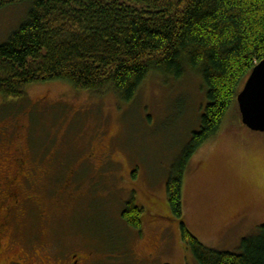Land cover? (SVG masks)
<instances>
[{"label": "rangeland", "instance_id": "obj_1", "mask_svg": "<svg viewBox=\"0 0 264 264\" xmlns=\"http://www.w3.org/2000/svg\"><path fill=\"white\" fill-rule=\"evenodd\" d=\"M30 7L23 1L0 10V45ZM206 105L202 77L192 72L179 80L151 74L129 104L110 91L59 82L31 86L21 100L0 97V126L10 127L0 160L10 156L3 163L10 169L16 150L26 155L32 186L25 193L38 205L25 213L37 214L36 206L45 215L36 226L30 215L13 221L1 258L20 252L19 241L33 233L45 253L55 233L64 256L78 252L86 264H197L170 213L166 184L200 131ZM238 115L232 108L216 139L187 159L181 197L185 228L205 247L233 254L264 225V133L247 129ZM130 201L143 209L140 231L121 219ZM245 208L250 215L227 230Z\"/></svg>", "mask_w": 264, "mask_h": 264}, {"label": "trees", "instance_id": "obj_2", "mask_svg": "<svg viewBox=\"0 0 264 264\" xmlns=\"http://www.w3.org/2000/svg\"><path fill=\"white\" fill-rule=\"evenodd\" d=\"M23 1L27 20L0 45V97L21 100L31 86L59 82L129 104L151 74H199L207 105L166 184L170 213L197 264H264V225L240 253L215 251L185 228L181 201L187 159L216 139L264 59V0H0V10ZM142 214L130 201L121 219L140 231Z\"/></svg>", "mask_w": 264, "mask_h": 264}, {"label": "flooded vegetation", "instance_id": "obj_3", "mask_svg": "<svg viewBox=\"0 0 264 264\" xmlns=\"http://www.w3.org/2000/svg\"><path fill=\"white\" fill-rule=\"evenodd\" d=\"M9 128L6 125L5 127L0 126V146L7 145ZM13 134L17 135V132ZM16 151L17 153L11 159L12 167L10 169L3 165L10 156L4 161L0 160V264H67V261L68 264H86V257L78 252H71L69 256H64L60 245L62 238L55 233L50 242L51 248L47 249L45 253H43V249L41 252L40 248H35L39 243L37 242V233H33L25 237L23 241H19L23 246L20 252L14 250L11 252L12 256L10 258H1L6 253L3 251L7 247L4 239L11 235L10 225L13 221L18 222L20 220L25 222L26 217L29 215L32 217V224L35 226L45 221V215L38 212L36 206L34 209L37 214L27 215L25 213V207L27 209L29 205L38 204L34 201V197L25 193V190L32 186L31 174L28 168L29 160H27L24 153ZM94 158L95 153L92 152V154L88 155L87 162L92 161ZM251 212V208H245L235 213L227 225V230L234 229ZM5 250L7 251V249Z\"/></svg>", "mask_w": 264, "mask_h": 264}, {"label": "water", "instance_id": "obj_4", "mask_svg": "<svg viewBox=\"0 0 264 264\" xmlns=\"http://www.w3.org/2000/svg\"><path fill=\"white\" fill-rule=\"evenodd\" d=\"M236 102L241 124L250 131L264 133V60L249 74Z\"/></svg>", "mask_w": 264, "mask_h": 264}, {"label": "bare ground", "instance_id": "obj_5", "mask_svg": "<svg viewBox=\"0 0 264 264\" xmlns=\"http://www.w3.org/2000/svg\"><path fill=\"white\" fill-rule=\"evenodd\" d=\"M263 60H264V59H263ZM261 61H262V60H261ZM258 63H259V62H258ZM258 63H257V64H258ZM257 64H256V65H257ZM256 65H255V66H256ZM255 66H254V67H255ZM254 67H253V69H254ZM253 69H252V70H253ZM251 72H252V71H251ZM238 94H239V93H238ZM236 105H237V102H236ZM237 107H238V106H237ZM237 110H238V108H237ZM238 114H239V112H238ZM239 119H240V116H239Z\"/></svg>", "mask_w": 264, "mask_h": 264}]
</instances>
